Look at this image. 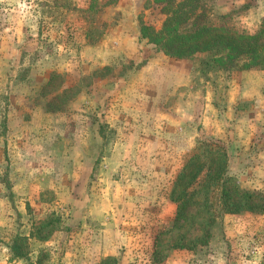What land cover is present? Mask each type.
Instances as JSON below:
<instances>
[{
  "label": "rangeland",
  "instance_id": "rangeland-1",
  "mask_svg": "<svg viewBox=\"0 0 264 264\" xmlns=\"http://www.w3.org/2000/svg\"><path fill=\"white\" fill-rule=\"evenodd\" d=\"M199 6L205 25L264 20V0ZM165 19L153 0H0V264H264V214H223L207 247H174L207 225L203 191L173 223L194 152L221 146L236 186L264 195V69L165 55L140 35ZM52 71L63 87L44 92Z\"/></svg>",
  "mask_w": 264,
  "mask_h": 264
},
{
  "label": "trees",
  "instance_id": "trees-1",
  "mask_svg": "<svg viewBox=\"0 0 264 264\" xmlns=\"http://www.w3.org/2000/svg\"><path fill=\"white\" fill-rule=\"evenodd\" d=\"M153 2L162 8L166 19L162 28L158 30L152 26L142 25L140 35L165 55L186 58L197 53H214L213 66L219 64V70L241 71L252 67L264 69V20L254 34H247L229 26L216 27L202 23L203 13L199 14L202 10L199 6L201 0H153ZM191 20L193 29L190 32L178 31L181 25ZM29 71L27 67L18 76ZM60 75L61 73L56 71L48 74L49 81L46 82L43 91L46 92L48 89L50 92V82L55 79L59 81V85L52 91L61 89L63 86L58 80ZM68 91L62 89L56 98L65 97ZM48 105L51 106L50 103ZM210 147L212 148L206 149L203 153L194 152L186 160L171 189L170 200L176 205L174 224L186 219L190 203L196 204L197 196L203 191L201 207L205 212L207 225L203 227L202 236L190 241L189 245L185 244V238L182 237L180 243L174 246L181 250H194L197 246L207 247L211 235L208 227L216 224L217 218H222L223 214H264V195L239 189L232 177L228 176L227 156L223 148L216 143ZM8 246L14 257L25 258L29 254L26 238L15 237ZM158 254L155 249L152 256H159ZM112 261L114 262L113 258H107L100 264H111Z\"/></svg>",
  "mask_w": 264,
  "mask_h": 264
}]
</instances>
